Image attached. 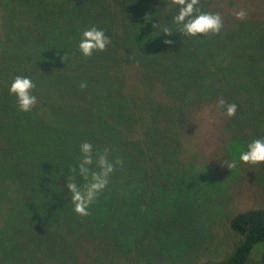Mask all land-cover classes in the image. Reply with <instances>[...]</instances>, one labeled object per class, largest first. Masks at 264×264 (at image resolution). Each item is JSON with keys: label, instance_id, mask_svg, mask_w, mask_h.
<instances>
[{"label": "trees", "instance_id": "obj_1", "mask_svg": "<svg viewBox=\"0 0 264 264\" xmlns=\"http://www.w3.org/2000/svg\"><path fill=\"white\" fill-rule=\"evenodd\" d=\"M197 7L220 14L219 34L179 33L169 0H0V264H192L231 145L264 138V0ZM91 26L111 43L86 57ZM16 75L35 84L31 111L9 93ZM83 142L122 161L87 216L66 188L85 183ZM250 201L232 200L233 238L195 264H249L264 244V205Z\"/></svg>", "mask_w": 264, "mask_h": 264}, {"label": "clouds", "instance_id": "obj_2", "mask_svg": "<svg viewBox=\"0 0 264 264\" xmlns=\"http://www.w3.org/2000/svg\"><path fill=\"white\" fill-rule=\"evenodd\" d=\"M170 5L178 6V12L174 16L175 23L180 26L179 33L188 36L219 34L223 22L219 13L201 12L197 7L200 0H169ZM247 12L242 8L235 13L237 19H244ZM164 33L171 35L172 32L165 28ZM111 43L104 30L91 26L80 35L78 49L83 56L90 57L94 52H102ZM164 43L171 44V40H165ZM67 55L61 57L67 61ZM87 85L81 83L80 87ZM35 84L31 78L16 75L9 86V93L17 99L18 109L21 112L31 111L37 104V98L32 95ZM218 105L225 108V114L233 117L237 112V105L227 104L222 98L218 100ZM211 122V117H209ZM81 158L78 164L79 176L85 183L79 185L75 177L67 179L66 188L71 193L73 210L80 216L89 215L88 208L94 202L99 193H101L109 183V177L117 166L122 165V161L117 159L111 161L108 159V150L103 152L95 151L93 145L89 142H83L80 145ZM239 161L247 165L264 164V138L253 139L247 144L246 150L239 153ZM229 169L236 168V160L225 163ZM93 166L96 170H93ZM261 258V257H258Z\"/></svg>", "mask_w": 264, "mask_h": 264}, {"label": "rangeland", "instance_id": "obj_3", "mask_svg": "<svg viewBox=\"0 0 264 264\" xmlns=\"http://www.w3.org/2000/svg\"><path fill=\"white\" fill-rule=\"evenodd\" d=\"M251 141V140H250ZM249 142L241 141L233 143L230 147L228 161L236 160L237 167L225 170L218 177L224 186L221 198L218 196L220 204H214L215 208L209 209L210 216L203 210L199 213L198 219L194 221L192 227V238L194 240L189 255H192V264L198 257H201L211 250L210 247L218 248L215 245L225 247L233 235L228 231L227 217L229 216V206L232 200L249 199L264 205V164L247 165L239 161V153L246 150ZM210 236H215V241L208 248H202L201 243ZM199 242V243H198ZM208 243V244H209ZM261 257V258H258ZM249 264H264V244L258 245L250 256Z\"/></svg>", "mask_w": 264, "mask_h": 264}]
</instances>
